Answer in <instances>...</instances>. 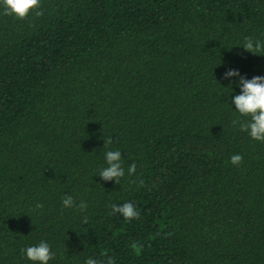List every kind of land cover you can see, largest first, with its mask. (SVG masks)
<instances>
[{
    "label": "trees",
    "instance_id": "obj_1",
    "mask_svg": "<svg viewBox=\"0 0 264 264\" xmlns=\"http://www.w3.org/2000/svg\"><path fill=\"white\" fill-rule=\"evenodd\" d=\"M38 10L0 6V264H34L21 250L42 240L49 264H264V142L233 123L250 117L231 102L240 77L225 78L264 76V55L242 47L264 41V0ZM109 150L120 184L98 176ZM127 202L138 219L112 212Z\"/></svg>",
    "mask_w": 264,
    "mask_h": 264
},
{
    "label": "clouds",
    "instance_id": "obj_2",
    "mask_svg": "<svg viewBox=\"0 0 264 264\" xmlns=\"http://www.w3.org/2000/svg\"><path fill=\"white\" fill-rule=\"evenodd\" d=\"M0 6L3 7V15L14 16L16 19H27L29 14L36 10V15H43L39 11L41 0H0ZM242 47L255 55H264V41L254 40L252 37H246ZM239 76V86L241 94L235 95L234 100L235 109L241 116L250 117L249 120L239 122L233 121L234 124H240V130L247 132L250 137L256 141L264 142V76H254L252 79H247L241 76L236 70H229L225 73V78ZM113 143L112 137L104 140V146L107 147ZM107 167L103 168L99 177L104 181H115L120 184L121 178L125 175V170L122 166V154L119 150H109L105 153ZM243 162V156L234 154L231 156V163L234 166H239ZM136 173V164L133 163L128 168V174ZM62 204L65 208H78L80 211H85L88 205L81 201L79 205L76 204L71 195H65L62 198ZM36 208H43L42 204H37ZM114 214L122 215L125 220L139 218V211L136 206L127 202L123 205H111ZM84 223H87V217H84ZM22 254L34 264H49V261L55 258V253L51 250V246L46 241H40L38 245L29 246L21 250ZM85 264H116L115 258L107 256L106 259H96L89 257Z\"/></svg>",
    "mask_w": 264,
    "mask_h": 264
}]
</instances>
